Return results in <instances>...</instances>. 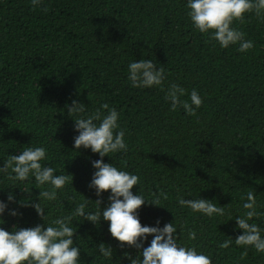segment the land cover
Segmentation results:
<instances>
[{"label": "trees", "instance_id": "16d2710c", "mask_svg": "<svg viewBox=\"0 0 264 264\" xmlns=\"http://www.w3.org/2000/svg\"><path fill=\"white\" fill-rule=\"evenodd\" d=\"M188 2L41 0L33 10L31 0H0V167L26 147H44L42 166L73 176L56 190V200L43 202L49 224L72 215L78 203L86 204V214L106 208L111 192L97 196L89 187L97 171L92 162L101 157L75 149L77 117L69 116L66 106L83 103L86 115L107 103L119 113L116 131L124 130L128 150L105 156L104 162L139 177L133 194L149 202L161 191L168 195L160 197L161 206L146 201L137 210L141 224L173 223L177 244L195 247L212 264H264V253L235 244L243 234L235 218L243 215L249 191L262 213L250 223L264 238V13H246L243 23L233 22L254 44L241 53L239 43L222 48L211 31L199 32L187 14ZM143 59L165 69V90L179 84L186 90L181 99L189 100L193 89L198 92L203 103L195 116L183 108L171 111L159 86L132 87L128 65ZM37 187L34 177L12 181L0 172V200L8 205L0 227L12 232L47 226L30 206L39 202ZM178 197L213 201L225 206V214L193 212L181 207ZM109 224L73 217L69 226L76 232L73 246L80 247L78 264H131L125 253L140 255L142 249L122 247ZM188 229L196 232L194 241ZM152 239L141 243L148 247ZM229 239L230 247L221 249ZM100 243L111 246L112 258L100 254Z\"/></svg>", "mask_w": 264, "mask_h": 264}, {"label": "clouds", "instance_id": "9594fccd", "mask_svg": "<svg viewBox=\"0 0 264 264\" xmlns=\"http://www.w3.org/2000/svg\"><path fill=\"white\" fill-rule=\"evenodd\" d=\"M33 10L40 6L41 0H31ZM188 16L195 28L204 34L212 32L211 39L217 41L222 48L239 43V51L247 52L254 47L250 40H245V33L232 27L234 21L244 22L246 13H255L260 17L264 13V0H189L187 4ZM47 12V8H43ZM166 79L165 69L157 68V65L148 59L130 62L128 65V81L134 88H152L159 86L165 91V100L170 102L171 111L183 108L189 116H195L196 110L202 106L203 100L198 92L193 89L189 99H181L186 95V90L179 84H170L163 88ZM90 96V93H89ZM69 116L75 115V129L79 135L74 138L76 150L91 149L98 153L100 160L93 161V167L97 171L89 187L96 190L97 196L110 191V204L104 209L98 208L94 213H85L86 204L78 203L72 215L57 217L51 223H47L48 216L43 206L44 201H54L57 198L58 189L72 179L70 175H56L53 167L42 166L41 161L46 158L44 147H26L19 154L10 155L0 172L7 173L12 181H27L34 177L37 188L40 189L38 203H30L38 215L46 222L31 228H16L12 232L0 227V264H78L80 259V247L74 245L76 232L70 223L74 216L83 217L84 220L99 225L101 220L110 222L109 232L111 236L124 245L142 249L140 255L132 258L129 253L125 256L131 264H212V260L198 254L195 247L180 246L177 244L173 223L161 227L143 226L137 215L147 201L151 205L161 206V199H168L167 193L160 192L151 202L140 193L133 194V187L139 185V177L126 171L119 170L111 163H105L103 157L117 152H126L128 145L125 142L124 130L118 123L119 113L115 108L104 103L91 114L86 113V105L73 100L67 105ZM106 110L105 115L101 110ZM99 123H96V122ZM50 185L47 190L40 186ZM26 192V191H25ZM141 192V189H140ZM122 198V199H121ZM87 199V198H86ZM242 199H244L242 197ZM88 200V199H87ZM8 201L13 202L14 196L8 195ZM90 201V200H89ZM243 209V215L237 216L236 223L243 234L235 238V244L240 247H252L258 253H264V238L261 229L256 223H250L253 218L262 213L257 211L255 193H247ZM101 206L102 200L95 201ZM177 202L181 207L190 208L193 212L203 213L208 217L214 215L223 216L225 206H217L213 201L206 199H185L178 197ZM8 205L0 200V216ZM16 216L15 210L10 212ZM159 224V221L157 222ZM153 236L150 246L144 247L141 238L147 240ZM196 232L188 229V239L195 240ZM232 244V239L219 244L221 249H227ZM100 254L105 258L113 257V249L104 243L98 245ZM247 256V251L241 253V258Z\"/></svg>", "mask_w": 264, "mask_h": 264}]
</instances>
